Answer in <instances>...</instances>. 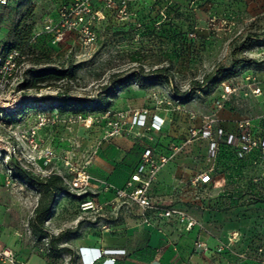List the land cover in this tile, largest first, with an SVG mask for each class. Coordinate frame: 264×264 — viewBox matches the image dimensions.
Segmentation results:
<instances>
[{"label": "rangeland", "instance_id": "obj_1", "mask_svg": "<svg viewBox=\"0 0 264 264\" xmlns=\"http://www.w3.org/2000/svg\"><path fill=\"white\" fill-rule=\"evenodd\" d=\"M69 1L10 0L0 8V45L22 53L0 89L6 105L0 112L1 248H12L27 264H81L68 240L81 224L120 217L125 207L144 222L166 219L160 209L134 202H112L117 213L79 207L82 197L96 194L98 182H107L89 170L112 141L106 111L148 107L149 118L166 116L164 140L179 147L170 146L171 157L150 188L152 200L196 221L187 228L177 216L167 218L177 229L195 230L190 263L264 264L262 153L240 156L217 132L238 133L244 118L264 130V0H128V17L96 0L104 17L96 20L90 44L68 30L57 41L44 29ZM256 84L262 94L252 91ZM192 128L200 135L192 137ZM143 133L135 136L143 140ZM48 150L54 154L44 164ZM73 168L88 170L98 189L73 192ZM204 172L209 182L197 179ZM51 199L50 211L37 214ZM0 264L12 263L0 257Z\"/></svg>", "mask_w": 264, "mask_h": 264}, {"label": "built area", "instance_id": "obj_2", "mask_svg": "<svg viewBox=\"0 0 264 264\" xmlns=\"http://www.w3.org/2000/svg\"><path fill=\"white\" fill-rule=\"evenodd\" d=\"M96 0H70L64 3L57 13L56 19L52 18L45 21L44 29L46 32L51 33L55 40L61 41L64 38L65 32L73 31L80 35L82 40L90 44L96 39V32L94 29L96 20L100 17H104L102 9L95 6ZM110 9L117 8L118 14L121 17L132 16L133 13L129 11L128 0H106ZM10 0H0V8L7 5ZM21 51L14 48L8 52H4L0 45V89H2L10 77L14 75L19 65V59H21ZM252 91L255 94H262V87L256 84ZM8 107V106H7ZM1 108H6V105L0 102ZM148 107H142L133 111H120L112 112L106 111V117L108 120L107 136H118L124 134L128 129V121L130 122V128L136 129V127H144L147 125L149 118ZM129 119V120H128ZM128 120V121H127ZM164 119L158 114H153L151 125L148 128H154L160 130L163 126ZM128 126V127H127ZM240 131L238 133L225 132L224 128L219 127L218 133L226 137V142L230 145H234L239 151V155L251 154L254 151L262 153L264 159V130L261 133L255 130L253 121L250 118H244L239 121ZM129 128V131L131 129ZM201 129L192 128L191 136L196 137L200 135ZM204 134H211L212 125L208 122L205 125ZM143 131L135 132L136 136H142ZM212 154L217 152V141L212 139ZM172 150L179 149L178 145L171 146ZM53 151L48 150L44 155V164H48L53 156ZM169 154H157L152 146H146L141 154V159L137 167L132 171L130 178L127 180L124 186L118 187L109 182H104L105 189H113L115 192V198L122 203L134 202L143 210L147 209H160V214L164 217L171 218L177 216L178 219L185 224L187 228H192L196 221L191 218L186 212L176 207L161 208L153 202L150 188L158 174V172L164 167V165L170 159ZM74 175L70 181V188L73 192L82 194L88 189H98V184L92 182L93 177L85 168H73ZM201 182H209L211 180V174L204 172L197 178ZM106 203H99L93 197L83 199L79 202V207L82 212H100L105 208ZM108 228L107 225L103 226ZM0 257L6 258L12 264H27V262L20 260L14 250L10 247L3 250L0 246Z\"/></svg>", "mask_w": 264, "mask_h": 264}, {"label": "crops", "instance_id": "obj_3", "mask_svg": "<svg viewBox=\"0 0 264 264\" xmlns=\"http://www.w3.org/2000/svg\"><path fill=\"white\" fill-rule=\"evenodd\" d=\"M160 114L166 120V116ZM226 116L223 111L222 117ZM151 120L149 118L147 124L150 125ZM224 123L229 124L227 121ZM164 125L160 130L136 127L145 131L143 140L129 129L120 136L111 137L112 141L107 140L103 144L89 167L93 177L118 187L124 186L139 164L141 152L146 146H152L157 154L168 153L174 139L171 138V143H166V121ZM98 183L101 187L96 194L84 199L93 197L99 203H106L102 212L110 209L117 213L113 204L117 200L115 192L104 189V183ZM150 193L152 197V192ZM124 209V215L120 217L112 216L111 219L101 218L93 224H81L68 239L81 264H192L195 230L177 229L176 222L167 218L144 222L126 211V207ZM104 225L109 228H104ZM31 261L32 259L30 264Z\"/></svg>", "mask_w": 264, "mask_h": 264}, {"label": "trees", "instance_id": "obj_4", "mask_svg": "<svg viewBox=\"0 0 264 264\" xmlns=\"http://www.w3.org/2000/svg\"><path fill=\"white\" fill-rule=\"evenodd\" d=\"M240 62H242V60H239V61L237 62V64L235 65V70H234V71H238V69L240 68V65H239ZM165 70H167V69H165V68H160V69L157 70V71L164 72ZM165 75H166V74H165ZM165 77H168V75H166ZM120 85H121V86H124L125 83H124V82H121ZM225 145L228 146V145H230V144H225ZM59 189H60V188H59ZM85 197H86V196H85ZM85 197H82V199H84ZM52 199H53V198H52ZM52 199H51V201H50V202H49L44 208H42V210H41L40 207H38L37 210H36L37 214L42 213V215H44L46 212H49V211H50V207H51Z\"/></svg>", "mask_w": 264, "mask_h": 264}]
</instances>
